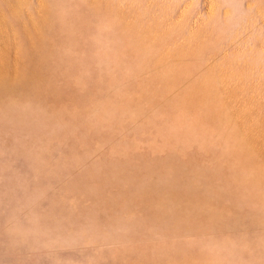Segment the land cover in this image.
I'll return each instance as SVG.
<instances>
[{
	"label": "rangeland",
	"instance_id": "rangeland-1",
	"mask_svg": "<svg viewBox=\"0 0 264 264\" xmlns=\"http://www.w3.org/2000/svg\"><path fill=\"white\" fill-rule=\"evenodd\" d=\"M0 264H264V0H0Z\"/></svg>",
	"mask_w": 264,
	"mask_h": 264
}]
</instances>
